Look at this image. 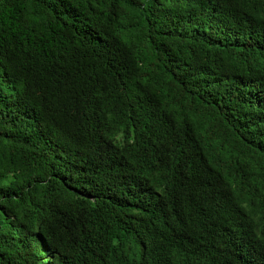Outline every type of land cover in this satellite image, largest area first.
I'll use <instances>...</instances> for the list:
<instances>
[{
  "label": "trees",
  "instance_id": "trees-1",
  "mask_svg": "<svg viewBox=\"0 0 264 264\" xmlns=\"http://www.w3.org/2000/svg\"><path fill=\"white\" fill-rule=\"evenodd\" d=\"M0 264H264V0H0Z\"/></svg>",
  "mask_w": 264,
  "mask_h": 264
}]
</instances>
